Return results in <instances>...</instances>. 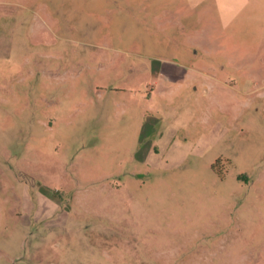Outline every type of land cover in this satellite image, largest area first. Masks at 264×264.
Here are the masks:
<instances>
[{
	"label": "rangeland",
	"instance_id": "1",
	"mask_svg": "<svg viewBox=\"0 0 264 264\" xmlns=\"http://www.w3.org/2000/svg\"><path fill=\"white\" fill-rule=\"evenodd\" d=\"M0 264H264V0H0Z\"/></svg>",
	"mask_w": 264,
	"mask_h": 264
}]
</instances>
